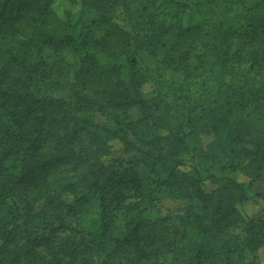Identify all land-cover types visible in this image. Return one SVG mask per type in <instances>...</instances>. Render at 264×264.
Segmentation results:
<instances>
[{"label":"trees","instance_id":"16d2710c","mask_svg":"<svg viewBox=\"0 0 264 264\" xmlns=\"http://www.w3.org/2000/svg\"><path fill=\"white\" fill-rule=\"evenodd\" d=\"M63 1L0 0V264H157L176 249L170 213L158 209L164 199L186 209L175 264H237L245 254L264 264L263 209L245 210L257 198L264 202L254 190L264 170V126L255 124L264 119V0H197L194 15L188 4H175L161 19L152 7L165 0H145L139 24L149 27L147 38L133 34L138 19L126 0ZM78 4L96 8L94 24L107 27L82 45L69 33ZM177 12L187 13L186 25ZM198 14L209 22L205 31ZM167 36L189 42L168 61L184 77L168 91L201 92L204 103L186 115L213 170L199 167L183 125L143 92L150 80L137 55L154 52ZM83 48L67 97L50 93L64 62L49 66V55ZM243 65L260 76L249 98L230 83L234 74L247 76ZM135 110L140 116L132 120ZM96 114L113 125L98 124ZM204 137L211 139L205 145ZM138 144L141 161L115 158ZM94 204V227L51 261L42 256L60 233H78L84 209ZM67 218L77 221L72 229Z\"/></svg>","mask_w":264,"mask_h":264},{"label":"rangeland","instance_id":"374dc122","mask_svg":"<svg viewBox=\"0 0 264 264\" xmlns=\"http://www.w3.org/2000/svg\"><path fill=\"white\" fill-rule=\"evenodd\" d=\"M144 1L145 0H126V2H128L131 7L132 13L137 16L138 23L133 22L132 20L131 21L134 25L133 34L136 33V37L139 38H147L151 33L147 25L139 24V22L141 21L140 14L142 7H144ZM63 2L65 3V1ZM159 2L156 4V6L152 7L151 12L159 19L162 18L163 11H175L176 8L174 7H177L174 6L175 4H188L190 8L186 10V12L191 14H193L197 6V0H165V3L162 5H160ZM158 4L160 6H158ZM118 7L119 6H115V8ZM75 8L78 14H76L69 20L71 25L69 33H71V35L76 38L78 44L80 45L85 37H89V39L102 37L107 27L94 24L99 16V11L91 6L82 7L81 4H78L77 6H75ZM237 8V6L232 5V11L230 13L231 17H236L234 16V14ZM118 13L119 11L115 13V16L117 15V22L123 26L125 24L124 18L121 14ZM187 13L177 12V16L181 17L183 25H186ZM196 17L201 22V27L205 31L209 25L208 20L205 19V16L203 14H198L196 15ZM131 18H133V16H131ZM237 20L238 19L235 18L234 25H239V22ZM187 46H189V42L178 40L177 37L167 36L163 41V44L160 45L154 52L144 50L138 53V67L140 68V71L146 74L150 80V83L145 85V87L143 88V92L146 98H148L151 102L160 103L161 107L158 109L165 110L166 112L168 111L167 113L174 123L183 125L182 135H185V141L189 146L190 151L194 154L195 161L197 162L199 167L201 169L207 168L213 170L212 164H210V162L206 160V155L201 150L202 142H200L199 136L196 134H191V131H193V127H191V125L188 123L186 115V111L191 106H193L194 104L204 103V100L201 101L202 99H200L201 92H197V89L193 88L191 93L178 91L177 95H172V93H169L168 91V86L171 83L184 81V77L181 71L175 68L174 65H171L168 61L174 56L178 57L180 55V52H183ZM192 48L195 49V52L197 53L198 49L200 48V39H198V37L194 38ZM86 51L87 48H83L79 53L64 52L61 56L58 57L49 55V66H52L53 64L59 62L60 59H63L64 62L62 64L64 69H62V73L59 75V78H57L60 82V85L59 87L56 86L55 88H53L50 93L55 94L59 97H67L69 83L73 78V73L78 67L80 59L84 56ZM242 67L248 71L247 76L243 78L242 74H234L232 75L230 83L232 84V88L234 91L245 92V95H243L246 98H249L250 96H248V93L251 94L253 89H255L259 84L260 76L254 70L250 69L248 65H243ZM155 83L157 87L155 86ZM129 114L132 120H137L140 116V112L138 110L129 112ZM3 120L5 122L7 121V123L10 124L8 122V119H6L5 117H3ZM94 120L100 125L108 127L113 125V122L110 119L102 116L101 114H96L94 116ZM255 124L264 126V119L256 121ZM146 130L153 132V128L146 127ZM210 140L211 139L209 137H204L203 145L208 143ZM141 150L142 147L138 144L135 148L131 149L128 152L123 150L115 152V158L120 160L134 158L137 161H141ZM254 190L264 197V170L262 179L256 183V185L254 186ZM46 195L44 194L42 199L38 202V207L42 206ZM262 200L263 198H257L255 201H258V204L247 205L245 208L247 213L253 215L259 213L263 209L257 218L264 219V202ZM88 207V209H84L83 215L80 217V226L78 227V233L72 230L60 233L51 248L43 249L41 251L42 256H44L48 261H51L52 258H54V255L59 252V249L65 242H79L82 237L81 233H83V231H87L89 227H94L93 222L96 215L98 214V208L95 204ZM158 209L165 214L170 213V220L167 223V226L171 234V240L176 242V249L174 254L168 255L166 259L160 260L157 264H175L176 262H174L172 257L174 255H180L182 252L179 251L182 250L184 246V243L181 242V235L184 232L182 220H184L185 218L186 209L183 202L181 203L171 200L166 201L165 199L161 202ZM146 215L148 218L153 220L161 218V216H159L154 211H148ZM118 222L121 223V228L119 229L120 231L123 224L122 222H120V220ZM67 223L72 229V227H75V225L77 224V221L73 218H67ZM118 233L119 232H117L116 234L118 235ZM252 261V256L245 254V259L238 260L237 264H253Z\"/></svg>","mask_w":264,"mask_h":264}]
</instances>
